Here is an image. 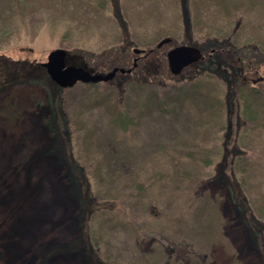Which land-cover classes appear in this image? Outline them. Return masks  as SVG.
Returning <instances> with one entry per match:
<instances>
[{"label": "rangeland", "instance_id": "374dc122", "mask_svg": "<svg viewBox=\"0 0 264 264\" xmlns=\"http://www.w3.org/2000/svg\"><path fill=\"white\" fill-rule=\"evenodd\" d=\"M163 37L130 77L0 92V264H87L70 249L82 219L66 149L88 181V230L105 264L260 263L214 177L237 114L232 171L264 245V0H0V57L13 60L41 64L63 48L105 72ZM220 41L239 48L251 81L234 103L212 70L163 73L170 47L204 55Z\"/></svg>", "mask_w": 264, "mask_h": 264}, {"label": "trees", "instance_id": "16d2710c", "mask_svg": "<svg viewBox=\"0 0 264 264\" xmlns=\"http://www.w3.org/2000/svg\"><path fill=\"white\" fill-rule=\"evenodd\" d=\"M206 49H209L208 52H205L202 59H199L198 61L190 64L186 68L191 69H198L195 74L199 73H205V71H213L218 76H220L224 81V84L226 86L227 90V100H230L229 95H232L233 99H238L239 94L242 91H245V88L248 87V83L251 81L248 80V77L246 76L247 70L246 65L243 64V57L238 53L237 47L227 44L223 42H219L214 45L206 46ZM160 47H156L155 45L151 48H148V50H144V52L138 55H134L137 57V60L143 59V57L151 56L152 54H156V51H158ZM124 49H129V47H124ZM127 52V51H126ZM223 53H226L227 57L223 61H219V58ZM132 55V56H133ZM70 57V58H69ZM3 58V59H2ZM133 59V58H132ZM78 61V62H77ZM73 60V56L71 53H67V62L74 63L76 65L84 66L85 68L91 70L85 60ZM121 64V63H120ZM138 66V61H137ZM137 66L133 67L130 72H124L121 74V76H132L134 71L136 70ZM166 67L164 66L163 73L165 75H170L175 77V74H172L170 71L168 72ZM186 68L182 69L185 70ZM146 69V67H145ZM92 71V70H91ZM256 72V71H255ZM118 72L115 73V75ZM114 75V77H115ZM177 75V74H176ZM113 77V78H114ZM172 77V78H173ZM263 77V75H259L258 79L255 81L260 80ZM112 78V79H113ZM28 82V83H34L40 86H45V89L48 88V90L52 93L55 89L61 90L62 87L58 86L55 82H53L47 72L45 71V68L35 62H27L25 60H13L10 57H0V92H5V94L8 96L10 94V91L7 90V86L11 84H15L18 82ZM98 82H88L84 83L85 85L96 87ZM250 90L254 92H258L256 90L255 85H251ZM248 89V90H249ZM247 90V91H248ZM246 92V91H245ZM56 94V93H55ZM55 96V95H54ZM7 98V97H5ZM59 97L55 98L57 101ZM57 103V102H56ZM53 110L55 112V116H58V106L56 107L55 104ZM234 103V100L232 101ZM57 105V104H56ZM230 109L229 111H231ZM228 111V113H229ZM236 116L234 117L235 124L237 126ZM229 119V118H228ZM61 132H54L55 135L59 138L61 142V134L66 133V127L63 122H61V118L58 120ZM228 126L230 127V130L226 132L225 136V146L223 150V157L220 160L219 164L217 165L216 174L214 177V180L216 181H223L230 193L232 194V200L236 204L237 209L240 208L241 212L238 214L239 218L242 219L247 233L250 237V240L253 244V246L256 248L259 261L258 264H264V245H263V239L261 234L262 224H260L258 221L255 220L254 216L249 213L248 209H244L243 205L245 199L243 198L242 194L239 191L237 180L234 176V173L232 171V163H233V156L235 154V146L229 145L230 141H234L236 134V126L233 124V122L230 119V122L228 123ZM231 128H233V131L231 132ZM233 139V140H232ZM64 145V144H63ZM68 154L70 157V160H68L72 165L73 169L76 173L73 174L74 177H76L77 180V190H78V199H80V212H81V227L78 228V233L75 241L72 243V246L70 249L78 250L85 256V259L87 260V264H105V262L102 260L100 255L98 254L95 244L93 242L92 236L89 233L88 230V213H89V204L91 203V193H90V187L88 184V181L85 177V173L83 170L78 166L73 164L74 160L71 158L70 152L66 149L64 152V155ZM241 205V206H240ZM240 206V207H239ZM239 210V212H240ZM69 250V248L61 247V251ZM56 250L50 251V254L55 252ZM49 254V255H50Z\"/></svg>", "mask_w": 264, "mask_h": 264}, {"label": "water", "instance_id": "95a60500", "mask_svg": "<svg viewBox=\"0 0 264 264\" xmlns=\"http://www.w3.org/2000/svg\"><path fill=\"white\" fill-rule=\"evenodd\" d=\"M170 41L169 37L161 38L156 47ZM133 52L138 54L142 49L134 47ZM166 61L169 71L172 74L179 73L185 66L197 61L202 57L200 49L190 44H178L166 51ZM136 57L130 67L114 66L105 72H92L84 66L66 63V50L55 48L47 53L46 61L41 63L48 73L50 79L60 87H69L76 82H98L111 79L117 71L129 72L136 65Z\"/></svg>", "mask_w": 264, "mask_h": 264}]
</instances>
